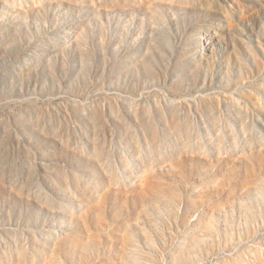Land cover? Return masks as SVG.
<instances>
[{
    "label": "rangeland",
    "instance_id": "374dc122",
    "mask_svg": "<svg viewBox=\"0 0 264 264\" xmlns=\"http://www.w3.org/2000/svg\"><path fill=\"white\" fill-rule=\"evenodd\" d=\"M0 264H264V0H0Z\"/></svg>",
    "mask_w": 264,
    "mask_h": 264
},
{
    "label": "bare ground",
    "instance_id": "6f19581e",
    "mask_svg": "<svg viewBox=\"0 0 264 264\" xmlns=\"http://www.w3.org/2000/svg\"><path fill=\"white\" fill-rule=\"evenodd\" d=\"M23 256V258H24V255H22ZM22 259V258H21Z\"/></svg>",
    "mask_w": 264,
    "mask_h": 264
}]
</instances>
